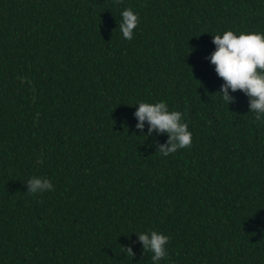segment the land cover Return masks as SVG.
<instances>
[{
    "label": "trees",
    "instance_id": "obj_1",
    "mask_svg": "<svg viewBox=\"0 0 264 264\" xmlns=\"http://www.w3.org/2000/svg\"><path fill=\"white\" fill-rule=\"evenodd\" d=\"M226 30L264 33V0H0V264H153L151 231L159 264H264V119L207 59ZM159 101L191 148L135 127Z\"/></svg>",
    "mask_w": 264,
    "mask_h": 264
},
{
    "label": "clouds",
    "instance_id": "obj_2",
    "mask_svg": "<svg viewBox=\"0 0 264 264\" xmlns=\"http://www.w3.org/2000/svg\"><path fill=\"white\" fill-rule=\"evenodd\" d=\"M115 5L123 3V0H113ZM122 21L119 29L124 40L133 39L134 30L140 24V17L131 8H124L121 12ZM212 43L215 50L207 59L215 66V72L223 80L220 89L222 100L229 103L236 102V97L231 92H243L249 102V112L255 114V121L264 119V33L240 32L236 34L232 30H226L222 35H212ZM137 124L135 127L141 132L148 125L147 136L166 134V143L158 144L157 150L167 157L178 149L192 147V133L188 130V124L183 120L184 113L170 111L164 101L155 103L140 102L134 113ZM29 194H37L54 190L52 182L47 178L33 176L27 181ZM142 242L144 253H152L153 264L167 257L166 245L170 237L157 231L137 234ZM121 251L130 257L135 253L131 245H121Z\"/></svg>",
    "mask_w": 264,
    "mask_h": 264
}]
</instances>
